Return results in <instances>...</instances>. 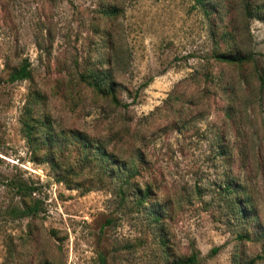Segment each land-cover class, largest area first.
Listing matches in <instances>:
<instances>
[{
    "label": "rangeland",
    "instance_id": "obj_1",
    "mask_svg": "<svg viewBox=\"0 0 264 264\" xmlns=\"http://www.w3.org/2000/svg\"><path fill=\"white\" fill-rule=\"evenodd\" d=\"M208 1L219 11L216 30H232L255 62L206 60L210 21L194 0H0V264H166L191 250L197 264H242L261 252L264 18L247 16L244 0ZM108 4L112 16L103 13ZM24 59L30 78L5 81ZM89 69L108 72L119 105L81 80ZM225 83L236 96L230 118ZM24 118L35 130L49 123L53 148L40 129L26 140ZM69 130L120 158L141 151L135 180L152 186L160 224L149 207L120 202L117 177L97 182V165L78 160ZM210 142L229 153L215 155ZM243 178L258 216L245 227L252 240L236 238L241 226L218 197L225 180Z\"/></svg>",
    "mask_w": 264,
    "mask_h": 264
},
{
    "label": "trees",
    "instance_id": "obj_2",
    "mask_svg": "<svg viewBox=\"0 0 264 264\" xmlns=\"http://www.w3.org/2000/svg\"><path fill=\"white\" fill-rule=\"evenodd\" d=\"M195 4L203 7L204 12L208 14L210 23V34L213 37V46L211 47L206 60H211L215 63H223L236 68H242L243 66L255 62L256 57L251 52H243L235 45V38L232 30L227 29L225 25H222V29L218 32L215 28L214 16L218 14L217 8L214 6L207 9L206 5L208 0H194ZM215 8V9H214ZM243 10L249 17H255L263 19L261 15L264 12V3L257 2L255 0H244ZM116 12V7L113 5H106L103 9V13L112 16ZM218 33H217V32ZM221 44L222 47H220ZM264 57V55H263ZM206 74V73H205ZM31 71L28 67V62L24 59L17 67L11 68L5 77V81L12 83L24 79H29ZM258 91L264 92V67L261 66L256 69ZM81 80L88 86H90L98 94L109 97V99L115 105H119V99L116 95V88L114 83L109 79L107 71H97L89 69L83 73H80ZM206 78L208 76L206 75ZM230 88V89H229ZM232 87H228L225 83L221 86L223 91H227L228 106L225 108V116L230 118L234 112L232 103L236 100V96ZM23 135L27 141L33 140V134L35 131H42L43 134L42 144L53 148V144L56 141V135L53 134L52 129L48 122L41 121L38 124V128L30 124L28 118L21 120ZM69 136L72 137L71 143L78 144L81 149L79 161L81 163L94 161L98 167V175L96 176L97 182H102L104 178L117 177L118 182L114 185V193L118 196L121 203H125L126 200H132V206L137 209L150 208L149 218L154 223H159L165 218L163 210L158 208V203L154 198V191L149 183L139 185L135 178L139 176L140 170L144 168L145 159L143 154L138 148H134L130 157L120 158L112 151H107L102 142L91 139L84 133H79L75 130L68 131ZM210 146L214 150V154L218 156L226 155L229 153V149L223 146L221 143L214 144L210 142ZM244 147L238 148V153L243 154ZM51 162L52 168H55L53 161ZM81 165V164H80ZM111 179V178H110ZM58 180H65L62 177H58ZM221 191L218 193V197L225 204L229 222L235 220L241 229L236 231V238L239 240H252L253 236L247 231L246 226L248 224L257 222V210L252 199L251 188L247 181L243 178L242 182L236 181L233 184V180L227 179L221 185ZM31 209L25 207L22 209V213H30ZM164 233H162L163 236ZM261 237L264 238V228L261 229ZM217 247H213L210 253H215ZM264 259V244L260 253L249 258L242 264H254L257 260ZM198 252L191 250L189 254L177 258L170 259L166 264H197ZM98 264H106L103 257H99Z\"/></svg>",
    "mask_w": 264,
    "mask_h": 264
}]
</instances>
